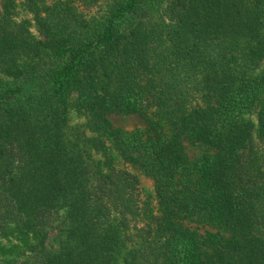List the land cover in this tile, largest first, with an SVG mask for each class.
Segmentation results:
<instances>
[{
	"label": "trees",
	"instance_id": "1",
	"mask_svg": "<svg viewBox=\"0 0 264 264\" xmlns=\"http://www.w3.org/2000/svg\"><path fill=\"white\" fill-rule=\"evenodd\" d=\"M0 264H264V0H0Z\"/></svg>",
	"mask_w": 264,
	"mask_h": 264
},
{
	"label": "rangeland",
	"instance_id": "2",
	"mask_svg": "<svg viewBox=\"0 0 264 264\" xmlns=\"http://www.w3.org/2000/svg\"><path fill=\"white\" fill-rule=\"evenodd\" d=\"M12 18L16 23H21L23 21L29 22L27 28L30 35L34 37H41L38 29L36 28V25L33 22L31 13L25 12L20 6H17L12 14ZM74 99L75 95L72 96L71 101L73 102ZM69 117V124L71 127L76 129L86 128V124L88 122V117L86 113L78 112L76 109L72 108L70 110ZM108 118L115 127L126 131L139 129L145 132L147 128L143 119L137 114L122 115L112 113L108 115ZM250 119L255 124L257 123V115L255 113L250 115ZM184 152L187 160L189 162H193L198 159L201 155H203L206 150L205 146L203 145L184 142ZM147 183H149L148 180Z\"/></svg>",
	"mask_w": 264,
	"mask_h": 264
}]
</instances>
